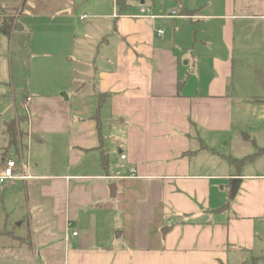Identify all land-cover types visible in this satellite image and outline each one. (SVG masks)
<instances>
[{
  "label": "crops",
  "instance_id": "0c3cea01",
  "mask_svg": "<svg viewBox=\"0 0 264 264\" xmlns=\"http://www.w3.org/2000/svg\"><path fill=\"white\" fill-rule=\"evenodd\" d=\"M141 7L157 18L138 17ZM114 10L74 37L79 56L68 58L74 98H91L93 114L73 109L58 88L27 98L26 116L6 119L24 137L17 161L2 126L0 173L9 158L26 179L0 185V201L35 197L36 214L57 219L66 264H264V148L255 145L256 160L238 172L222 169L215 153L241 131L242 108L264 103L246 90L257 84L252 62L264 59V0H131L127 13ZM84 73L94 88L78 79ZM4 84L0 97L8 95ZM107 182L115 197L105 194ZM14 208L6 207L4 227ZM99 220L116 221L122 244L97 229Z\"/></svg>",
  "mask_w": 264,
  "mask_h": 264
},
{
  "label": "rangeland",
  "instance_id": "374dc122",
  "mask_svg": "<svg viewBox=\"0 0 264 264\" xmlns=\"http://www.w3.org/2000/svg\"><path fill=\"white\" fill-rule=\"evenodd\" d=\"M5 7H13L16 15L12 36L10 38L0 36V82L9 86L6 90L8 95L0 97V114L3 118H13L15 114L26 116L27 111L23 103L27 98L38 93L48 94L58 88L66 94L69 93L73 109L78 108L80 112L93 114L96 105L91 98L81 97L83 101L74 98V89L77 88L75 83L78 81L74 79L75 64L68 61V58L70 55L79 56L78 48L81 46V41L77 38L81 37L80 34L88 23H93V18H103L114 13L115 0H0V8ZM84 15L86 20L82 23L80 17ZM17 26L23 31H16ZM76 35L77 38L74 40ZM22 51L28 54L27 58H21ZM252 64L254 83L257 84L256 87L253 85L246 90L255 91L256 96L261 100L264 99V83L259 82L257 72L264 75V59ZM78 76V79L87 78L94 88L92 85L95 83V77L91 73ZM237 118L239 120L237 119L236 122H239L238 128L241 131L239 132L238 129L230 135V139H226L215 149L216 157L224 163L221 168L225 166L236 172L245 165H248L246 168L249 169L254 156L256 160L258 153L255 145L264 148V103L244 106ZM19 150L18 148L17 151L15 149L6 151H12L11 157L19 161L17 155ZM39 152L40 150L35 147L34 157ZM46 152H49V149H46ZM261 159L264 161V158ZM230 160L237 162L226 163ZM259 161L261 160L258 159L256 163ZM258 170H261V166ZM108 182L105 194L107 190L110 191ZM19 185L21 186H17V189L23 190V183ZM18 198L14 203L16 205L6 199L0 201L2 203L0 233H3V236H0V264H66L64 242L60 241L61 234L57 230V219L47 213L37 215L35 209L37 201L32 195L29 196L28 201L26 195H18ZM120 201V195L115 199L110 197L107 202L109 211L114 210ZM15 206L18 213L14 216L10 214L8 224L4 227L3 217L6 207L7 212L11 213L15 210ZM110 214L113 219L114 211ZM21 215H25L24 223L18 218ZM116 225L115 220L113 224L110 222L105 224L99 220L97 229L110 233L112 240H115ZM84 228L83 224H73V229L81 231L85 230ZM117 230L118 233L121 232ZM116 241L122 244L123 239L117 238Z\"/></svg>",
  "mask_w": 264,
  "mask_h": 264
},
{
  "label": "trees",
  "instance_id": "16d2710c",
  "mask_svg": "<svg viewBox=\"0 0 264 264\" xmlns=\"http://www.w3.org/2000/svg\"><path fill=\"white\" fill-rule=\"evenodd\" d=\"M130 0H115V7L118 15H123L127 13L129 9ZM2 14L0 15V36L10 38L12 36L13 30L15 29V15L16 10L12 8H0ZM23 122L25 121L22 120ZM0 122L3 126V132L6 138L5 150L15 149L17 151L20 148L21 139L23 133L19 130L18 123L16 120H6L0 114ZM8 152V151H7ZM260 153H264V149L260 150ZM108 159L105 156L102 159V164L107 165ZM237 162V161H233ZM241 162V161H240ZM0 236H3V233H0Z\"/></svg>",
  "mask_w": 264,
  "mask_h": 264
},
{
  "label": "built area",
  "instance_id": "2783aa9c",
  "mask_svg": "<svg viewBox=\"0 0 264 264\" xmlns=\"http://www.w3.org/2000/svg\"><path fill=\"white\" fill-rule=\"evenodd\" d=\"M138 17L141 18H146V19H155L157 16L153 13V11L149 8L141 7L139 11ZM174 12L173 14H175ZM159 35L162 36L164 35V31L160 30ZM123 159L125 158L124 156L122 157ZM3 169L0 173V185H6L10 183L11 181L21 178V179H26V176H17L14 173V170L16 168V162L14 160H11L9 158H5L4 163H3ZM77 232H73V236H77Z\"/></svg>",
  "mask_w": 264,
  "mask_h": 264
},
{
  "label": "water",
  "instance_id": "95a60500",
  "mask_svg": "<svg viewBox=\"0 0 264 264\" xmlns=\"http://www.w3.org/2000/svg\"><path fill=\"white\" fill-rule=\"evenodd\" d=\"M20 29V27L18 26V30ZM257 78L259 80V82L263 83L264 82V75L260 72H257ZM63 97H65V99H67V96L66 95H63ZM240 184H241V179L240 178H236L233 180V183H232V189H231V199H234L239 188H240ZM116 185L113 184L110 186V194H111V197H115L116 196Z\"/></svg>",
  "mask_w": 264,
  "mask_h": 264
}]
</instances>
